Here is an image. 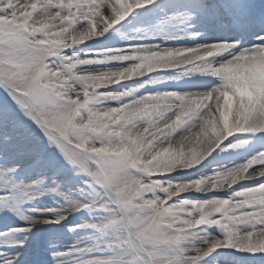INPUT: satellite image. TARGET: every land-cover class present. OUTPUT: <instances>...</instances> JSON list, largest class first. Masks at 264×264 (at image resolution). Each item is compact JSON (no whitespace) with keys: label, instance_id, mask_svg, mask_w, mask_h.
Instances as JSON below:
<instances>
[{"label":"snow or ice","instance_id":"snow-or-ice-1","mask_svg":"<svg viewBox=\"0 0 264 264\" xmlns=\"http://www.w3.org/2000/svg\"><path fill=\"white\" fill-rule=\"evenodd\" d=\"M0 55V264H264V150L203 163L264 138V3L0 0Z\"/></svg>","mask_w":264,"mask_h":264},{"label":"rangeland","instance_id":"rangeland-1","mask_svg":"<svg viewBox=\"0 0 264 264\" xmlns=\"http://www.w3.org/2000/svg\"><path fill=\"white\" fill-rule=\"evenodd\" d=\"M37 2V10H39V0H36ZM83 2H87V0H83ZM258 3H264V0H257ZM75 11V10H74ZM114 28L116 26H113ZM57 31V29H53L52 32L55 33ZM111 31V29H110ZM2 55H0V59H2ZM244 138L246 140V143L242 144L241 146L234 148L231 152H226V150L228 151L230 148H218L216 150H214L213 153H211L209 155V157H206L205 160L209 161V160H213L214 158H217L218 162L220 160H223L225 158L223 157H227V158H234V157H238L240 155H244L246 157H251V155H253L255 152L259 151V150H264V138L261 137V134H243ZM226 153H225V152ZM45 200L47 201V198H45ZM48 203H50V201H48ZM73 220V217H69V222H71ZM20 223H23V221H21ZM72 236L69 235L67 237V242H71L72 240ZM231 251V250H229ZM237 256H241V257H247L250 254H246V253H234Z\"/></svg>","mask_w":264,"mask_h":264},{"label":"bare ground","instance_id":"bare-ground-1","mask_svg":"<svg viewBox=\"0 0 264 264\" xmlns=\"http://www.w3.org/2000/svg\"><path fill=\"white\" fill-rule=\"evenodd\" d=\"M246 157L242 156V157H237V158H228L225 160H220L219 162L217 161V158H214L213 160H205L203 163H208V168L209 170H211L213 167H223V166H233L235 164L238 163H242L246 161Z\"/></svg>","mask_w":264,"mask_h":264}]
</instances>
